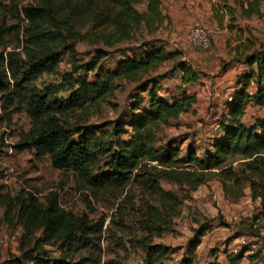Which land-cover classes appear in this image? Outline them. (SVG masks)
Listing matches in <instances>:
<instances>
[{
    "label": "rangeland",
    "instance_id": "374dc122",
    "mask_svg": "<svg viewBox=\"0 0 264 264\" xmlns=\"http://www.w3.org/2000/svg\"><path fill=\"white\" fill-rule=\"evenodd\" d=\"M173 1L176 2L160 0V23L148 29L143 25L134 28L129 31V39L109 47L108 31L95 20L101 16L97 0H53L56 13L40 29L48 34V41L36 49L27 47L30 40L25 30L30 27L22 10L27 6L39 8L38 0H0L3 38L0 55L20 73L27 70L29 54L38 55L46 48L55 51L58 54L56 67L52 73L36 77L33 84L40 94L50 92L64 101L78 88L75 83L79 80L93 81L92 72H86L90 64L96 63L100 72H110L119 60L140 56L152 48L178 54L148 78L158 83L157 97L171 99L185 91L195 96L196 104L193 113L182 115L155 132L156 147L169 144L180 151L181 158L189 145L196 156H201L219 136L217 125L224 119L227 104L236 90V81L246 72L244 57L264 46V3L260 5L261 17L243 19L239 5L252 0H225L232 12L233 19H230L228 14L221 15L217 0ZM147 2L139 0L132 6L133 10L145 13ZM195 9L203 12L202 16L198 15L199 20ZM197 26L211 33L207 52L187 44L188 31ZM70 44H74L72 56L62 49ZM99 54L104 56L99 59ZM178 63H184L198 74L196 84L181 85ZM114 84L117 89L106 102L75 113L66 121L70 128H94L96 141L108 150L109 155L99 160L93 175L110 170L109 156L115 153L120 140L125 141L130 136L126 127L121 128V118L135 87L123 82ZM255 86L252 82L253 90ZM139 98L146 101L147 92ZM253 105H249L242 117L245 126L253 124L260 112ZM29 129L30 120L25 109L9 96L0 94V197L13 200L29 193L44 206L48 196H56L65 213L76 218L85 216L94 226L95 234L78 236L73 245L64 247L42 245L38 232L30 238L22 237V230L13 218L15 211H12L11 222H6L4 204L0 207L2 261L21 259L22 253L32 250L39 240L34 258L42 264H178L188 251V241L195 232L202 226H209L195 250L192 264H230L228 257L239 253L243 255L239 264H264V218H259L258 201H251L246 187L241 199L230 200L223 196L216 181L187 193L165 181L159 173L150 172L147 176L167 194L170 205L163 202L165 199L157 201V197H150L140 182L142 179H136L138 173L125 187L103 190L92 196L75 175L52 169L47 157L36 158L31 150L15 149L24 143ZM150 210L157 212L165 228L160 237L148 232L150 225L159 224L150 223ZM148 246L161 247V252L151 261H147ZM251 255V260L246 259Z\"/></svg>",
    "mask_w": 264,
    "mask_h": 264
},
{
    "label": "trees",
    "instance_id": "16d2710c",
    "mask_svg": "<svg viewBox=\"0 0 264 264\" xmlns=\"http://www.w3.org/2000/svg\"><path fill=\"white\" fill-rule=\"evenodd\" d=\"M38 2L39 8L27 6L22 10L23 18L30 27L25 30V35L30 40L27 47L36 49L42 48V44L48 41V34L40 29L56 13L53 0ZM97 2L101 16L95 20L108 31L109 47L129 39L130 30L141 25L146 29L151 28L162 19L159 12L160 0H148L146 12L143 14L136 13L132 7L139 0ZM217 2L221 14H228L233 19L225 0ZM263 3L264 0L241 3L240 16L244 19L261 17L260 5ZM90 16L94 17L93 14ZM1 33L0 30V45L3 40ZM73 45L62 49L72 56ZM103 56L104 54H99V59ZM57 57L58 54L49 48L43 49L38 55L29 54L27 70L16 73L14 67L0 55V94L9 96L24 108L30 120V129L24 135V143L16 147V150H31L36 158L47 157L52 169L75 175L92 196L103 190L125 187L135 173H138L136 179H142L140 182L143 183L146 193L152 198L157 197V201L165 199L163 202L170 205L171 200L167 194L159 190L155 181L147 176L150 172L159 173L165 181L187 193H193L199 187L216 181L221 186L223 196L230 200L241 199L246 187L251 201H258L259 218H264V119L256 121L250 127L241 123L247 104L264 107V46L244 57L243 63L247 70L236 81V90L227 104L224 119L217 125L219 136L211 142L209 150H203L201 156H196L193 148L188 145L181 158L180 151L169 144L157 148L155 132L182 115L193 113L196 98L185 91L171 99L157 97L155 92L158 83L154 78H148L161 65L178 57V54L167 52L163 48H152L142 52L140 56L119 60L110 72H100L99 67L96 69V63L90 64L86 72H92L93 81L79 80L75 83L78 88L64 101L55 98L50 92L40 94L33 84L35 78L41 74L52 73L57 65ZM178 68L182 86H193L198 82V74L184 63H178ZM115 82L135 87L134 94L128 96L127 108L121 112V128L126 127L130 136L125 141L120 140L115 153L109 156L110 170L93 175L99 160L109 155V152L96 141L94 128H70L66 121L75 113L106 102L117 89ZM252 82L256 89L249 95ZM145 92L146 101L139 98ZM235 165L238 167L235 168ZM24 195L21 194L13 200L0 197V207L6 204L4 219L10 223L12 211H15L13 218L21 228L24 239L38 232L42 245L58 244L64 247L73 245L78 236L95 234L94 226L85 216L76 218L65 213L56 196H48L44 206H40L36 197L29 193ZM148 216L150 223H159L149 226V234L160 237L165 230L160 222L161 218L153 210L148 211ZM208 230L209 226H202L195 232L188 241V251L178 264H192L200 239ZM40 242L36 241L32 250L23 252L21 259L2 261L0 256V264H42L38 258H34ZM160 252L161 247L148 246L147 261H151ZM242 258V253H239L237 256L228 257V262L239 264ZM252 258L253 255L246 259Z\"/></svg>",
    "mask_w": 264,
    "mask_h": 264
},
{
    "label": "built area",
    "instance_id": "2783aa9c",
    "mask_svg": "<svg viewBox=\"0 0 264 264\" xmlns=\"http://www.w3.org/2000/svg\"><path fill=\"white\" fill-rule=\"evenodd\" d=\"M187 44L201 52H207L211 45V33L205 27H193L191 28L186 36ZM253 88L250 87L248 94L251 95Z\"/></svg>",
    "mask_w": 264,
    "mask_h": 264
},
{
    "label": "crops",
    "instance_id": "0c3cea01",
    "mask_svg": "<svg viewBox=\"0 0 264 264\" xmlns=\"http://www.w3.org/2000/svg\"><path fill=\"white\" fill-rule=\"evenodd\" d=\"M178 0H176V2H177ZM214 1V0H213ZM212 1V2H213ZM174 2V1H173ZM176 2H174V3H176ZM239 10V9H238ZM195 12H196V16H198V15H200V16H202V11L201 10H197V9H195ZM222 15V14H221ZM225 15V14H224ZM199 16H198V20H199ZM242 18V17H241ZM244 19V18H243ZM195 26V25H194ZM252 69H254V67H252ZM247 70V69H246ZM249 105H251V103H249V104H247L246 106H245V108H244V112H243V116H244V114H245V112H246V110L247 109H249ZM254 106V109H256L257 111H260L259 112V114H258V117L256 118V120L254 121V123L256 122V121H258V120H262V119H264V107H259V106H255V105H253ZM243 119V118H242ZM242 119H241V123L243 124V121H242ZM254 123L253 124H251V125H249V126H245L244 124V126L245 127H250V126H252V125H254ZM217 138V137H216Z\"/></svg>",
    "mask_w": 264,
    "mask_h": 264
}]
</instances>
